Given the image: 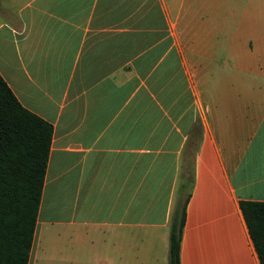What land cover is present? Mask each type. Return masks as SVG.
<instances>
[{
	"label": "crops",
	"instance_id": "crops-1",
	"mask_svg": "<svg viewBox=\"0 0 264 264\" xmlns=\"http://www.w3.org/2000/svg\"><path fill=\"white\" fill-rule=\"evenodd\" d=\"M0 17V75L53 127L32 249L47 227L71 264H169L185 205L180 264H260L240 202L264 203V0H0Z\"/></svg>",
	"mask_w": 264,
	"mask_h": 264
},
{
	"label": "trees",
	"instance_id": "trees-1",
	"mask_svg": "<svg viewBox=\"0 0 264 264\" xmlns=\"http://www.w3.org/2000/svg\"><path fill=\"white\" fill-rule=\"evenodd\" d=\"M52 137V125L25 109L0 75V264H29ZM240 208L264 264V203ZM185 218L184 205L171 224L169 264H180Z\"/></svg>",
	"mask_w": 264,
	"mask_h": 264
},
{
	"label": "rangeland",
	"instance_id": "rangeland-1",
	"mask_svg": "<svg viewBox=\"0 0 264 264\" xmlns=\"http://www.w3.org/2000/svg\"><path fill=\"white\" fill-rule=\"evenodd\" d=\"M9 1H12L14 4H21L24 0ZM44 228V236H41L40 233L35 238L30 264H71V260H73V246L70 236L68 234L57 236L52 229L49 230L47 227ZM39 236L41 238H39Z\"/></svg>",
	"mask_w": 264,
	"mask_h": 264
}]
</instances>
